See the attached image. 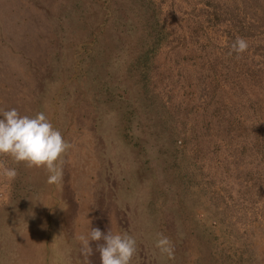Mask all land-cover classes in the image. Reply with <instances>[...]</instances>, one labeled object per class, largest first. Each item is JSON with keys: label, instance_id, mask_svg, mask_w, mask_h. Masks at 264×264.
Returning a JSON list of instances; mask_svg holds the SVG:
<instances>
[{"label": "rangeland", "instance_id": "obj_1", "mask_svg": "<svg viewBox=\"0 0 264 264\" xmlns=\"http://www.w3.org/2000/svg\"><path fill=\"white\" fill-rule=\"evenodd\" d=\"M11 108L73 147L59 185L0 156V264H85L90 227L131 264H264V0H0Z\"/></svg>", "mask_w": 264, "mask_h": 264}, {"label": "clouds", "instance_id": "obj_2", "mask_svg": "<svg viewBox=\"0 0 264 264\" xmlns=\"http://www.w3.org/2000/svg\"><path fill=\"white\" fill-rule=\"evenodd\" d=\"M248 47L247 40L237 36L231 45V52L239 56ZM72 147L44 112L29 116L22 115L16 108L0 109V156L9 157L16 164L24 163L28 168L45 169L48 184L59 185L62 182L63 156ZM17 175L16 168L0 161V177L13 181ZM88 224L91 225L90 220ZM76 240L81 244L85 264H91L88 260L93 254L91 242L103 241L96 247L100 264H131L137 250L136 239L129 233H114L111 230L104 233L97 227L78 234ZM155 247L161 255L174 258L172 241L162 233L157 234Z\"/></svg>", "mask_w": 264, "mask_h": 264}]
</instances>
